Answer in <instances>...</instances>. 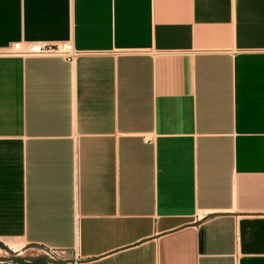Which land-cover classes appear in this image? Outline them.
<instances>
[{"label":"crops","instance_id":"1","mask_svg":"<svg viewBox=\"0 0 264 264\" xmlns=\"http://www.w3.org/2000/svg\"><path fill=\"white\" fill-rule=\"evenodd\" d=\"M60 41L0 55V264H264V0H0Z\"/></svg>","mask_w":264,"mask_h":264},{"label":"built area","instance_id":"2","mask_svg":"<svg viewBox=\"0 0 264 264\" xmlns=\"http://www.w3.org/2000/svg\"><path fill=\"white\" fill-rule=\"evenodd\" d=\"M79 54L69 41H60L53 44L42 42H13L0 48V55L16 56H57L66 60H72ZM41 254L48 264L67 263L72 259L77 260L74 252L69 258L68 251L59 248L42 247Z\"/></svg>","mask_w":264,"mask_h":264},{"label":"bare ground","instance_id":"3","mask_svg":"<svg viewBox=\"0 0 264 264\" xmlns=\"http://www.w3.org/2000/svg\"><path fill=\"white\" fill-rule=\"evenodd\" d=\"M8 245H9V247H11L13 249H17L18 248V245L13 243V242H11V241L8 242Z\"/></svg>","mask_w":264,"mask_h":264},{"label":"rangeland","instance_id":"4","mask_svg":"<svg viewBox=\"0 0 264 264\" xmlns=\"http://www.w3.org/2000/svg\"><path fill=\"white\" fill-rule=\"evenodd\" d=\"M5 248H6L5 250H6L7 252H10V250H8L7 246H6ZM0 255H3V256L5 255L4 258H5V257H8V256L6 255V253L4 254V253L1 252V251H0ZM1 257H2V256H0V259L2 260L3 258H1Z\"/></svg>","mask_w":264,"mask_h":264}]
</instances>
